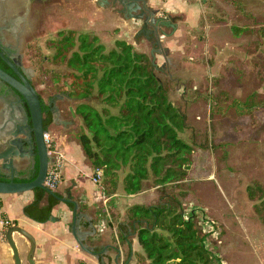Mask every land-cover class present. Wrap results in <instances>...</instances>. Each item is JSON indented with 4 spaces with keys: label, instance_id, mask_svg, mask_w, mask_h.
Masks as SVG:
<instances>
[{
    "label": "rangeland",
    "instance_id": "1",
    "mask_svg": "<svg viewBox=\"0 0 264 264\" xmlns=\"http://www.w3.org/2000/svg\"><path fill=\"white\" fill-rule=\"evenodd\" d=\"M197 1L201 17L175 56L180 66L167 62L156 70L168 86L170 101L186 115L178 137L191 146L189 172L167 190L178 198L185 216L197 207L202 221L207 218L202 222L194 213L190 220L210 238L205 242L214 264H264V39L259 35L264 0ZM67 10L54 7L39 38L40 57L25 63L35 68L34 83L45 101L61 96L55 108L62 122L49 124L47 130L52 139L66 133L80 145L79 136L86 131L75 112L79 102L57 94L56 77L67 68L47 59L53 54L48 44L60 31L95 34ZM86 102L102 106L97 99ZM208 221L215 227L211 234L202 231L212 228Z\"/></svg>",
    "mask_w": 264,
    "mask_h": 264
},
{
    "label": "trees",
    "instance_id": "2",
    "mask_svg": "<svg viewBox=\"0 0 264 264\" xmlns=\"http://www.w3.org/2000/svg\"><path fill=\"white\" fill-rule=\"evenodd\" d=\"M259 35L264 39V28ZM48 45L53 54L47 59L67 68L56 77L57 94L79 102L75 112L86 131L79 136V144L90 165L103 169L105 191L113 193L121 182L126 194L138 193L148 179L160 186L157 203L130 206L125 220L116 223L121 241L130 243L136 237L142 250L137 264H214L204 236L184 218L178 198L167 190L168 185L185 179L191 146L178 137L186 126V115L170 101L168 86L156 71L160 67L130 43L116 41L107 50L96 36L75 35L73 30L58 32ZM89 99L100 100L101 108L86 102ZM51 121L47 112L45 131ZM36 172L16 176L14 181H30ZM0 180L8 177L2 175ZM32 196L22 208L23 215L47 221L58 198L40 187L32 190ZM103 216L100 209L97 217ZM0 218H5L1 211Z\"/></svg>",
    "mask_w": 264,
    "mask_h": 264
},
{
    "label": "crops",
    "instance_id": "3",
    "mask_svg": "<svg viewBox=\"0 0 264 264\" xmlns=\"http://www.w3.org/2000/svg\"><path fill=\"white\" fill-rule=\"evenodd\" d=\"M95 3V0H76L67 11L76 22L84 24L87 31L95 34L106 49L114 48L116 41H125L137 51L154 58L155 64L162 68L167 62L180 66L181 62L175 56L182 50L185 34L198 26L201 17V6L197 0H146V5L155 10L157 16L172 17L176 24L175 29L162 27L163 33L169 35L161 36L159 42L155 43L151 26L141 33V22L138 20H128ZM161 12L166 14L161 15ZM138 35H141V39L135 40ZM54 141L65 157L62 178L54 192L69 201H58L51 209L52 220L36 222L23 215V206L32 201V191L0 194L1 213L33 236L35 264H137L136 257L142 250L136 237L132 236L130 243L121 241L116 223L125 220V210L130 206L157 203L160 186L146 185L145 180L140 192L126 194L119 182L116 190L110 194L103 187L106 201L102 202L100 198L97 199L98 187L91 180L93 167L87 162L81 146L69 139L66 133L55 134ZM100 209L105 217H97ZM75 218L77 234L93 254L82 250L75 241L71 229ZM13 238L19 248L22 264H27L29 244L20 234L14 233ZM0 264H13L1 226Z\"/></svg>",
    "mask_w": 264,
    "mask_h": 264
},
{
    "label": "flooded vegetation",
    "instance_id": "4",
    "mask_svg": "<svg viewBox=\"0 0 264 264\" xmlns=\"http://www.w3.org/2000/svg\"><path fill=\"white\" fill-rule=\"evenodd\" d=\"M121 1L95 0V4L103 8L110 3L116 13L124 16L119 12L122 8ZM132 1L141 7L146 3V0ZM75 3L76 0H0V69L19 81L21 79L18 73H21L35 89L41 104L42 126L47 112L52 116L50 124L62 122L55 108V101L61 96H49L45 101L34 83L35 68L26 63L30 59L35 60L40 57L37 47L39 38L45 34L44 24L54 13V7L63 5L68 9ZM29 125L30 115L27 104L11 86L0 80V150L4 147L7 138L11 137L12 132L17 134L16 138H27ZM22 147L27 148L24 143ZM12 165L15 176L27 177L37 169V159L34 155L28 154L15 158ZM2 175L9 177V170L0 167V177Z\"/></svg>",
    "mask_w": 264,
    "mask_h": 264
},
{
    "label": "water",
    "instance_id": "5",
    "mask_svg": "<svg viewBox=\"0 0 264 264\" xmlns=\"http://www.w3.org/2000/svg\"><path fill=\"white\" fill-rule=\"evenodd\" d=\"M107 2V0H104ZM122 8L119 12L124 14L128 20H138L141 22L139 31L144 33L147 26L152 27V36L154 42H159L161 36L169 35L165 34L162 31V27L170 26L175 29L176 24L173 23L172 17H162L157 16L156 11L151 9L146 5L143 4V7L139 6L137 3L133 2L132 0H122L121 1ZM111 12H115V8L113 5L108 3L105 7ZM118 14V13H116ZM119 16H123L118 14ZM173 31V30H172ZM152 63L155 64L154 58H151ZM19 74V78L21 81L11 77L7 73L3 72L0 69V80L4 81L6 84L11 86L25 101L27 104L29 115H30V125H29V133L27 138L21 139L16 138L17 134L12 132L11 137L7 138L6 142L4 143V147L0 150V167L9 170V177L8 180L3 181L0 180V194H20L24 192L32 191L36 187L43 188L45 190L46 187L44 186L43 182L46 175L47 165L50 160V157L47 154V148L43 140L44 129L42 126V111H41V104L39 101L38 94L36 93L35 89L31 86V84L22 76L21 73ZM71 114L73 115V111L71 107L69 108ZM25 144L27 148H23L22 144ZM34 155L37 159V172L35 177L30 181H14L15 173L12 168V162L15 158H21L24 156ZM47 192L55 195L59 201L68 202L69 200L63 199L55 194V192L47 190ZM74 211L76 210V205L74 204ZM50 220L53 219L52 216L49 217ZM72 234L77 242L78 246L88 252L93 254L90 248L84 246L81 241V238L77 234L76 231V218L73 220L71 224ZM17 233L23 236L29 244V249L26 255V262L27 264H35V260L33 258V252L35 248V240L33 236L27 232L24 228L19 226L18 224H13L8 227L5 231V240L11 250L13 264H22L21 257L19 253V248L13 238V234Z\"/></svg>",
    "mask_w": 264,
    "mask_h": 264
},
{
    "label": "built area",
    "instance_id": "6",
    "mask_svg": "<svg viewBox=\"0 0 264 264\" xmlns=\"http://www.w3.org/2000/svg\"><path fill=\"white\" fill-rule=\"evenodd\" d=\"M43 140H44V143H45L46 148H47V154L50 157V160H49L48 165H47L46 175H45V179H44L43 184L47 190L54 192L57 189V187L61 181V178H62L63 167L65 164V157H64V154L61 152V150H59L57 145L53 142L54 140L52 139V137L50 136V133H48V131L44 132ZM102 176H103V169L102 168H100V167L93 168L91 180L98 187L97 199L100 198L102 202H105L106 196L104 193V188H103L104 186L102 185ZM200 211L196 207V208H193L192 210H190L187 213V216H185V211L183 210V215H184L185 219H190L191 216L194 215V213H199L198 218H200V220L202 221L201 218L203 217V213H200ZM205 220H207V218L204 217L202 222H205ZM208 223L211 224L212 228L208 229L207 231H204V230H202V231L204 233H210L211 234L212 232H214L215 227L213 225V221H210V222L208 221ZM11 225H13L12 222L10 220H8L7 218H0V226L3 228V232H5L6 229L8 227H10ZM214 237L215 236H213V238ZM205 241L210 242V238L208 240L207 235H205V237H204V246L206 249H208Z\"/></svg>",
    "mask_w": 264,
    "mask_h": 264
},
{
    "label": "bare ground",
    "instance_id": "7",
    "mask_svg": "<svg viewBox=\"0 0 264 264\" xmlns=\"http://www.w3.org/2000/svg\"><path fill=\"white\" fill-rule=\"evenodd\" d=\"M140 22V21H139Z\"/></svg>",
    "mask_w": 264,
    "mask_h": 264
}]
</instances>
